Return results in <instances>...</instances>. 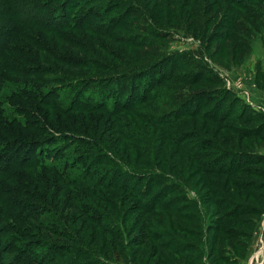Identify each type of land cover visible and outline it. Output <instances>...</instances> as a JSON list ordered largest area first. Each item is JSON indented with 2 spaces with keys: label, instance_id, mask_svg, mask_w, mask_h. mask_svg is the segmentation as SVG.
I'll return each mask as SVG.
<instances>
[{
  "label": "rangeland",
  "instance_id": "1",
  "mask_svg": "<svg viewBox=\"0 0 264 264\" xmlns=\"http://www.w3.org/2000/svg\"><path fill=\"white\" fill-rule=\"evenodd\" d=\"M20 2L0 0V49L8 50L12 46L13 51L16 45L25 48L27 57L54 62L40 52L36 43L13 36L10 31L16 28L17 33L38 37L55 54L56 51L63 53L64 58L69 55L70 66L76 70L59 65V76L65 78L64 73H71L75 76L73 84L58 82V77L52 76L47 77L48 87L77 88L84 101L90 98L111 107L120 99L117 108L123 109V102L130 94V83L116 84L112 82L115 79L106 77L87 81L79 87V76L109 74L98 69L80 70L76 57L95 55L113 66L110 70L117 71H124L128 66L137 68L146 62V67L138 72L143 78L137 86L141 99L142 91L148 86L152 96L147 105L133 112L117 117L99 112L61 116L47 112L38 101L23 107L47 116L57 130L72 129L83 135L69 137V145L83 139L90 146H102L107 153L103 150L100 154L107 158L96 165L100 171L112 172L110 176L121 175L118 177L124 184L135 179L132 188L145 192L150 205L158 197L162 202L156 210H146L120 191L97 189L93 194L80 187H65L57 179L48 177L47 185L36 184V188L44 194L48 192V197L42 195V199L49 201L50 208L57 213L58 223L73 235V240L87 247L90 254L105 256L104 261H99L104 264H264V0L243 3V9L232 5L237 0L232 4L226 0H139L144 9L133 2L138 7L123 5L98 23L91 15L90 19L85 17L87 21L81 23L86 27L98 26L110 18L113 23L102 27V35L68 31L72 40L69 43L59 42L52 34L40 30L37 26L40 16L35 11L28 17L36 19L24 20L27 13L20 8ZM125 11L131 22L119 36L128 39L132 34L139 35L144 45L138 48L134 45L132 54L122 53L127 58L124 65L114 55L121 48L114 43L117 42L114 33L119 34L114 24ZM97 12L103 14L104 10L99 8ZM75 14L77 19L82 16L79 11ZM146 15L152 18L151 23L145 21ZM19 17L23 20H17ZM8 54V60L17 61L18 54ZM1 59L0 84L4 86L0 92V111L3 114L16 106L11 95L16 88L14 84L24 83L16 81L18 77L13 74V68L4 69V58ZM166 72L171 76L163 81L161 78ZM45 78L42 76L39 80ZM121 80L124 79L117 82ZM25 84L33 85L32 81ZM35 87L39 89L40 85ZM180 96L185 98L184 105L177 103ZM166 112L173 114L167 116L171 119L170 125H162L161 116ZM23 136L36 137L33 132ZM197 140L209 144L204 152L195 157L182 153L181 141L196 144ZM82 155L86 159L83 166L103 156L88 150ZM242 156L249 161L238 162L241 166H237L235 162ZM215 157L227 163L232 159L231 170L213 174L208 171ZM173 184L176 190L170 188ZM168 201L173 206L164 209L162 204ZM84 204L97 212L95 216L104 214L108 218L103 226L81 215L80 206L82 209ZM160 232L166 236L157 239ZM42 236L48 237L45 232ZM50 238L53 243L66 245L60 237L51 235ZM11 244L9 237L0 238V264H17L16 256L8 255ZM167 244L171 245L167 247ZM251 244L254 248L248 253ZM187 245L193 248L184 253L182 247ZM87 260L82 257L77 262Z\"/></svg>",
  "mask_w": 264,
  "mask_h": 264
},
{
  "label": "trees",
  "instance_id": "2",
  "mask_svg": "<svg viewBox=\"0 0 264 264\" xmlns=\"http://www.w3.org/2000/svg\"><path fill=\"white\" fill-rule=\"evenodd\" d=\"M20 1V5H22L20 8L24 9L26 11L25 13H27L24 20L36 19L28 17L29 15L33 16L31 12L35 11L36 16H40V20L37 21V26L40 27L39 29L52 34L57 41L63 43L72 42L67 34L68 31L75 32L76 34L102 35L100 34L102 27L105 28L110 22L113 23L112 18H110L104 21L103 24H98L99 27L94 24L93 26L86 27L81 23L83 20L85 22L87 21L85 17L89 18L91 15V17H94V22L98 23L111 11L121 8L123 5L139 6L143 8V6L139 4V0ZM128 1L129 3L126 4ZM226 1L231 3L236 0ZM237 1L238 2L236 4H231L237 9H243V3H247L252 0ZM133 2L138 6L133 4ZM72 4L76 5H74L73 9L70 10L69 7ZM99 8L104 10L103 14L100 12L95 13L96 9L98 10ZM75 11L82 13L80 19H77L74 16L76 15ZM126 12L127 11L123 12L121 19L117 20L114 24V29L119 28V34L116 32L114 33L117 35V42L114 43L117 46H121V48L117 51L119 54L116 55L115 53L117 52H115L114 55L117 58H120L124 65L127 63V58H125L126 56L124 57L122 53L125 55L132 54L131 49L135 48L134 45L137 48L140 47L139 45H144V39L139 35L132 34V37L128 39L123 38V35L119 36L121 35L120 33H122L120 31L127 28V25L131 22L130 19H127ZM138 13H140V10L139 12L137 11V14ZM75 18L77 20H75ZM17 20L23 19L22 17H19ZM53 20L55 22L59 21V24L54 23ZM145 21L151 23L152 18L146 15ZM34 22L36 21H33L32 23ZM16 31V28H12V31L10 32L16 38L21 37L30 40L32 43H36L40 52L48 55L54 60V62H42L27 57L25 55V48L17 47L16 45L13 51L12 46L10 45V49H8L10 51H8L6 47L3 49L1 47L0 49V59L1 57L2 59L4 58V69L6 67L13 68V74L18 77L16 81L24 83L21 86L14 84V87L16 88L13 90V94L11 95H13V99L16 101V106L3 114H1L2 112L0 111V238L5 239L9 237L11 239L12 244L8 255L16 256L15 260L17 264H104L99 261H104L105 258L103 257L105 256L101 254L98 255L96 253L94 255L91 251L90 254L87 247L82 244H77V241L73 240V235L68 234L65 229H63L62 224L58 223L59 220L57 218V213L52 211L50 208L51 205L49 201L44 200L41 197L42 195L48 197V192L44 194L39 187L36 188V184L47 185L49 181L48 177H51L57 179L65 187L76 186L81 189H87L93 194H95L97 189L117 190L136 200L140 206L146 210H156V206L162 202H159L160 199L158 197L155 199L154 204L150 205L148 199H146L147 195L145 192H140L139 190L135 191L134 188H132L135 183V179H132V181L130 180L129 184H124L125 181L119 180L118 176L121 175L113 173L110 176L112 172H107L105 174L103 171H100L98 168L99 166L96 165L103 162L107 158L105 154H100L103 153L104 150L102 146H90L83 139L69 145L68 142L72 137L74 138L73 135H83L81 133L74 132L72 129L66 132L57 130L53 123L51 124L49 122L47 116H43L41 113H33L32 111L34 109L31 107V110L23 107L30 102L38 104V101V105L42 104V107L45 108L47 112H55L61 116L99 112L117 117L125 112H133V110L138 107L147 105L152 96V90L148 86L142 91L143 97L141 99L139 95L141 90L137 86L138 80H142L143 78V76L139 75L138 72L146 67V62L139 64L140 67L138 66L137 68L128 66V68L124 71H117L116 69L110 70L113 66L100 61L95 55H91L90 57H84L83 55L76 57L79 58L77 64L80 65V70L98 69L101 72L106 71L109 74L107 76H79V87L87 81H93L96 78L101 80V78L106 77L115 79L112 80V82L115 81L116 84L120 82L127 84L130 83V94L123 102V109L117 108L118 103L122 101L120 99L119 101L115 100L117 102L114 107L109 106L107 103H101L99 101L94 102L90 98L84 101L80 92L77 91V88L63 89L57 87L56 89L54 87L51 88L47 86V83L50 81L47 77L52 76L58 77V82L65 83L67 81H71L73 84V77L75 76L71 75V73H64L66 75L65 78L59 76V65L62 67H71L70 64H72V58L67 54H64L67 55V57L64 58V56H62L63 53H59L56 50L55 51L57 53L55 54L51 48L43 45V43L39 41L38 37L31 34L26 35L21 31L17 33ZM110 36L112 38L116 37L112 34H110ZM119 40L121 41L119 42ZM76 43H78V41ZM120 50L123 52H120ZM8 53L12 55L13 53L18 54L19 56L17 61L8 60ZM117 58H115V60ZM70 69L76 70L74 67H71ZM19 71L23 73H18ZM42 76L46 77L45 80H39ZM167 76H171L170 72H166L161 79L166 81ZM119 79L124 80L117 82ZM26 81H32L33 85H26ZM192 81H195V79L193 78ZM35 84L40 85V88H36ZM3 86L4 85L0 84V92L1 87L3 88ZM9 92L12 91L9 90ZM178 99L180 102L177 103L180 104L182 102V105H184L183 102H185V98L180 96ZM127 104H129V107ZM172 115L173 114L166 112L163 116H161V118H164L162 119V125H164L163 123L167 125L172 124L171 119L167 118V116ZM28 132L35 133L36 137L23 136V133ZM63 133L70 134L68 137H64L62 135ZM183 141L179 143L181 149H183L182 153L192 157L198 156L200 153L204 152L205 150L203 149H206L208 147L207 145H209L207 142L199 143V140L196 141V144H193L191 141L183 143ZM189 144L191 145L188 146ZM85 150L91 152L95 151L99 155L103 156L94 163L83 166V164H86V159H83L85 156L82 155ZM104 152L107 153L105 150ZM92 160H94V158ZM92 160L88 163H91ZM224 161H226V159H224ZM241 161L247 163L249 160L242 156L240 160L237 159L235 164L237 166H241L238 163ZM232 164V159H230V162L227 163L223 162V159L218 160V157H215V163L208 168V171L212 174L225 172L231 170L230 166ZM108 176L110 177V180L107 181ZM171 187L172 189H177L175 184L171 185L170 188ZM49 200L53 202V199L50 197ZM162 205L164 209L171 208V206H173V204L169 201L165 204L163 203ZM79 212L83 217L87 218L92 223H96L101 226H103L108 220L104 214L95 216L97 212L94 211L93 208H90L88 204H84L82 209L80 206ZM263 212L262 215L264 214ZM258 214H260V212H256V215ZM43 232H45L48 237H43ZM113 233H115V231ZM50 234L54 237L57 236L65 240L66 245L53 243L54 241H51L52 239L50 238ZM252 234L250 239H252ZM164 236H166L165 232H160L156 235L157 239ZM173 243L174 242H172V244ZM167 245V247H169L171 244ZM192 248V246L188 245L182 247V249H184V253L187 251L189 253V250ZM175 251L178 252V248H175ZM82 257L87 258V262H77L82 259ZM59 260H61V262Z\"/></svg>",
  "mask_w": 264,
  "mask_h": 264
},
{
  "label": "crops",
  "instance_id": "3",
  "mask_svg": "<svg viewBox=\"0 0 264 264\" xmlns=\"http://www.w3.org/2000/svg\"><path fill=\"white\" fill-rule=\"evenodd\" d=\"M253 248H254V246H252V244L250 245V247H249V252L248 253H250L252 250H253ZM248 255V254H247ZM250 255V254H249ZM248 255V256H249Z\"/></svg>",
  "mask_w": 264,
  "mask_h": 264
}]
</instances>
